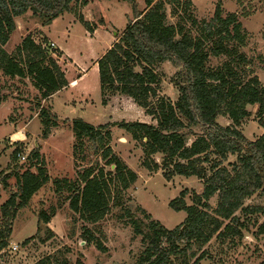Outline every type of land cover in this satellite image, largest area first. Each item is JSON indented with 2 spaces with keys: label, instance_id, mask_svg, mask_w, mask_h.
Returning a JSON list of instances; mask_svg holds the SVG:
<instances>
[{
  "label": "trees",
  "instance_id": "obj_1",
  "mask_svg": "<svg viewBox=\"0 0 264 264\" xmlns=\"http://www.w3.org/2000/svg\"><path fill=\"white\" fill-rule=\"evenodd\" d=\"M77 1L81 2L0 0V103L4 99V78H29L39 99L50 97L68 84L53 56L55 52L45 40L44 44L36 43L28 34L12 54L4 46L16 27L17 17L30 11L46 26ZM173 1L179 4L178 0ZM130 2L132 19L96 61L100 103L108 112L115 102L145 110L151 122L121 121L117 126L142 142L147 158L162 156L167 177L194 176L203 184L201 192L192 196L190 205L185 202L186 190L169 202L173 210L185 212L184 219L175 227L168 229L147 214V223L132 220L134 234L141 237L143 244L134 264H198L204 252L198 254L194 247L200 249L214 235L241 236L242 230L247 229L238 211L264 215V132L255 140H248L239 129L250 115L248 107L254 105L260 116L259 125L264 129V86L256 76L247 75L243 65L246 58L237 52L244 45L245 35L236 14L224 16L217 5L209 20L191 19L197 31L196 36H191L181 26L176 28L166 22L164 1L144 0L143 10L136 7L134 0ZM184 4L187 8L191 5L190 1ZM222 55L229 59L219 66L207 67L210 56ZM164 62L179 68L174 76L178 95L175 102L156 99L153 103L151 99L160 81L154 68ZM39 115L45 138L57 122L45 108H41ZM219 116L226 117L230 124L220 125ZM114 124L111 120L93 126L81 119L72 120L74 150L87 143L93 145L109 170L105 172L103 166L95 163L80 170L75 182L66 178L54 180L56 192L68 191L70 210L89 223L101 220L110 204H117L116 192L126 190L136 179V173L108 145L110 133L103 129ZM18 152L20 149L13 150V158H17ZM230 155H235V161L228 168L223 162ZM25 161L28 168L15 173L16 190L0 205V251L7 246L17 210L50 180L38 147L28 153ZM143 165L150 170L159 167L147 160ZM6 179L0 175L2 187H6ZM253 195H259L262 204L244 206V201ZM212 198L214 208L209 203ZM49 219L44 211L40 212V222L47 224ZM257 233H264V220L258 224ZM91 240L92 236L84 239L86 243ZM96 245L102 248L98 241ZM33 264L54 263L44 257Z\"/></svg>",
  "mask_w": 264,
  "mask_h": 264
},
{
  "label": "rangeland",
  "instance_id": "obj_2",
  "mask_svg": "<svg viewBox=\"0 0 264 264\" xmlns=\"http://www.w3.org/2000/svg\"><path fill=\"white\" fill-rule=\"evenodd\" d=\"M80 1L71 3L67 12L49 24L48 35L54 38L51 40L44 36L42 31L48 26H42L41 20L30 11L17 17L15 30L5 50L12 54L22 39L30 34L36 43L44 44L45 40V43L54 44L50 46L55 52L53 56L69 82L76 81L87 69L78 87L74 89L77 104L66 106L62 103V98H56L52 104L53 110L57 118L83 117L82 119H90L92 124H98L99 120L115 122L114 125L103 129V132L109 131L108 145L113 153L136 173V179L126 190L116 192L117 204L111 203L101 220L96 223L81 220L69 208L68 191L56 192L54 180L66 178L75 182L78 172L90 164L98 163L103 166L105 172L109 168L100 158V151H94L93 145L87 143L80 150L78 147L74 150L75 138L70 124L56 126L55 130L50 127L49 133L52 134L48 141L58 149L52 146L45 149L47 164L44 153L39 151L50 180L30 197L27 205L17 210L11 222L12 234L8 237L4 251H0V264H33L44 257H49L54 264H134L143 244L141 237L134 234L132 220L147 223V214L151 219L171 229L184 219L185 212L173 210L169 202L178 197L182 190H186L185 202L190 205L192 196L202 190V180L197 177H167L168 171L162 162V156L155 154L147 158L142 142L134 140L128 132L117 126L121 121L151 122L152 119L145 110L138 109L135 105H121L120 102H115L108 113L96 109L100 108V94L98 71L94 69V64L112 46L132 19L133 5L130 0H85L86 4ZM161 1H164L166 22L176 28L181 26L183 31L191 36L197 35L196 26L192 24L191 19L197 22L209 20L217 5L221 7L224 16L229 13L236 14L245 35L244 45L237 52L246 58L243 65L248 70L247 75L256 76L264 86V0H178L179 4L176 1L172 3L171 0ZM186 1L191 3L188 8L184 4ZM134 3L139 10L145 8L144 0H134ZM227 59L229 58L223 55L210 56L207 67L219 66ZM178 70L179 68L170 62H164L154 68L160 81L156 86V95L151 99L153 103L156 99L175 102L178 92L174 76ZM81 90L85 91L87 97L81 98ZM2 94L5 99H16L14 115L10 116V120L16 118L18 108L26 104V101L30 104V110L34 111L35 103L39 99L38 92L31 85L29 78H4ZM70 94L66 92L64 98L70 97ZM78 101H81L80 105ZM248 110L250 115L241 122L239 129L248 140H255L264 129L259 125L257 106H249ZM94 116H98V119L95 120ZM217 122L223 126L230 124V120L222 116L217 118ZM11 127L12 125L0 126V175L7 177L6 187L0 184V205L16 190L15 173H21L28 168L26 161L13 158V150L20 149L27 157L34 149L32 141L30 144L13 142L7 146L3 137L12 130ZM28 131L35 136V140L43 143L38 119L30 123ZM144 160L150 165L153 161L156 162L158 169L146 168L143 165ZM234 161L235 155H230L223 165L230 168L231 162ZM31 170L35 172L34 168ZM209 203L214 208L215 198ZM259 204H262L259 195H253L244 201V206ZM42 211L49 216L48 223L52 220L49 226L48 223L39 221ZM237 214L244 218L247 229L242 230L241 236L214 235L200 249L194 247L196 253L204 252V258L198 264H264V233H257V226L264 220V215L240 211ZM90 236L93 240L86 243L84 239ZM96 241L102 248L97 247ZM11 243L18 246L17 251L9 250ZM3 258L4 262L1 263Z\"/></svg>",
  "mask_w": 264,
  "mask_h": 264
},
{
  "label": "crops",
  "instance_id": "obj_3",
  "mask_svg": "<svg viewBox=\"0 0 264 264\" xmlns=\"http://www.w3.org/2000/svg\"><path fill=\"white\" fill-rule=\"evenodd\" d=\"M47 26L48 27L45 30H42L43 31V35L46 36L50 40L54 39L53 37L48 35L50 25H47ZM9 40H10V37H9ZM9 40H8V42H9ZM8 42L6 43V45L8 44ZM5 46H4V49H5ZM94 69L97 70L96 62L94 64ZM87 71L88 70L85 69L84 72L76 79V81L72 80V82L73 81L75 82L74 85H72V83L68 81L66 75L64 74L65 78H66V80L68 82V84L64 88H62L59 91L55 92L54 94H52L50 97H48L46 99H38L37 102L35 103L36 104V106H35L36 109L34 111L30 110V108H29L30 104L29 103L27 104V101H26L25 102L26 104H24L22 107L18 108V111H17L18 113L16 114V118L15 119H11L10 120V116L14 115L13 109L16 106V105H14V102L16 101V99L11 98V97H9L8 99L4 98L1 101V103H0V126L12 125V127H11L12 130L8 133V135L6 137H3V140L5 141L7 146L11 145L13 142H19V144H21V143L30 144V141H32L34 148H36L37 146L38 147L40 146V148H38V149H39V151H41L40 153H42V154L44 153L43 157H44L45 163L47 162V155L45 154L46 153L45 149L49 148V146L50 147L52 146L53 148L58 149L57 147L51 145V142L48 141V139H49V137L51 136L52 133H49L48 134V138L47 137L43 138L42 139L43 143H40L37 140H35V138H34L35 136L31 135L30 132L28 131V126L30 125V123L34 119H38L39 120L40 125H41V131H42V129H43L42 118L39 115L41 108L47 109L50 112V114L52 116H54V118H55V120L57 122L56 126L68 125V124L71 125V121L74 120V119H81V120H83V121H85V122H87V123H89V124H91L93 126H98V125H101L103 123H106V121L103 122V121L99 120L98 124H92V121L90 119H88V118L82 119L83 117L79 118V117L65 116V117H60V118L58 117L59 118L58 119L56 113L53 110V105L52 104H53V101L56 98L57 99L58 98L59 99L62 98V103L64 105H66V106H75L77 104V100L75 99L76 95H75L74 89L78 87L79 83L81 82L80 79L82 77H84V75L86 74ZM70 86H72V87H70ZM67 89H69V90H67ZM62 90H64V91H62ZM66 92L71 93L70 97L67 96V97L64 98V94ZM99 94H100V90H99ZM80 95H81L82 99L87 97V96H85L87 94L83 90H81ZM78 102H80L79 103V105H80L81 101H78ZM37 104H38V106H37ZM81 109H82V107H81ZM96 109H98L100 112L103 111L104 113H108L107 112V108H104L101 105V103H100V108H96ZM107 117H109V115ZM93 118L95 120H97L98 116H94ZM99 119H101V117ZM61 121H65V123H62ZM53 128L55 130L56 127H53ZM37 137H38V135H37ZM0 170H1V168H0ZM0 187H1V185H0ZM51 222H52V220L50 221V223ZM50 223H48V226L50 225ZM11 237H12V235H11ZM24 239H26V237Z\"/></svg>",
  "mask_w": 264,
  "mask_h": 264
},
{
  "label": "built area",
  "instance_id": "obj_4",
  "mask_svg": "<svg viewBox=\"0 0 264 264\" xmlns=\"http://www.w3.org/2000/svg\"><path fill=\"white\" fill-rule=\"evenodd\" d=\"M49 45L50 46H53L54 44L53 43H50ZM17 158H19V160H21V161H25L26 160V156L22 152H18L17 153ZM17 249H18V246L15 243H11L9 245V250H11V251H17ZM2 251H4V248H3ZM3 262H4V258L2 259L1 263H3Z\"/></svg>",
  "mask_w": 264,
  "mask_h": 264
},
{
  "label": "bare ground",
  "instance_id": "obj_5",
  "mask_svg": "<svg viewBox=\"0 0 264 264\" xmlns=\"http://www.w3.org/2000/svg\"><path fill=\"white\" fill-rule=\"evenodd\" d=\"M74 84H75V82L73 81V82H72V85H74Z\"/></svg>",
  "mask_w": 264,
  "mask_h": 264
}]
</instances>
